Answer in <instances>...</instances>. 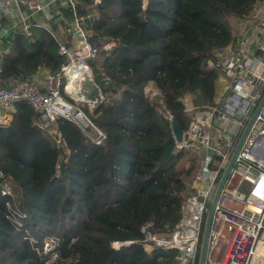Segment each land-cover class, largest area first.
Instances as JSON below:
<instances>
[{
    "label": "trees",
    "instance_id": "1",
    "mask_svg": "<svg viewBox=\"0 0 264 264\" xmlns=\"http://www.w3.org/2000/svg\"><path fill=\"white\" fill-rule=\"evenodd\" d=\"M260 1L149 0L144 8L143 0H78L77 14L91 15L89 38L113 44L91 63L109 101L93 113L83 108L106 137L96 144L65 119L52 133L40 129L29 102L14 103L0 126V180L15 190L3 195L0 183V264H43L36 248L45 235L58 236L55 264H176L175 251L148 253L138 242L115 250L111 242L140 240L148 222L167 231L179 221L196 155L176 151L165 114L185 131L184 96L215 104L218 73L206 61L233 42L238 19ZM31 30L6 39L1 81L39 69L56 75L67 61L48 31ZM150 82L160 98L145 92Z\"/></svg>",
    "mask_w": 264,
    "mask_h": 264
},
{
    "label": "built area",
    "instance_id": "2",
    "mask_svg": "<svg viewBox=\"0 0 264 264\" xmlns=\"http://www.w3.org/2000/svg\"><path fill=\"white\" fill-rule=\"evenodd\" d=\"M57 1L0 0V12L12 18L15 32L31 37L32 26H38L35 22L38 15L47 14ZM66 1L74 16L68 29L74 33L73 46L47 31L56 39L57 51L67 61L56 75L48 73L41 87L30 79L0 85V126L9 123L6 114L12 113L15 102L27 101L37 113L40 129L50 131L58 119H65L101 144L106 135L93 123L78 97L83 98L82 80L92 75L86 60L96 59L101 50L106 51L113 44L88 38L82 19L76 15L75 1ZM79 63L85 66V73L75 75L73 71ZM206 68L218 73L215 104L195 105L184 96V113L189 124L181 142L173 135L177 152L192 150L197 154L195 171L185 183L179 221L167 231L156 230L151 222L145 223L140 229V240L112 241L113 249L138 242L148 253L175 251L176 264H198L213 195L264 94V0L238 19L233 42L216 50L213 58L206 61ZM72 80L77 82L76 89L70 86ZM102 80L107 82L108 77L103 76ZM86 105L89 113L98 107L89 102ZM165 118L171 121L172 116L166 113ZM55 168L58 172L59 164ZM2 186L1 193L10 195L9 187ZM58 244V237H43L41 246L36 248L43 264L56 262ZM203 264H264V101L245 133L215 202Z\"/></svg>",
    "mask_w": 264,
    "mask_h": 264
},
{
    "label": "crops",
    "instance_id": "3",
    "mask_svg": "<svg viewBox=\"0 0 264 264\" xmlns=\"http://www.w3.org/2000/svg\"><path fill=\"white\" fill-rule=\"evenodd\" d=\"M75 1V8H76V15L82 19V27L87 32L88 38L91 35V31L88 29L86 25V20L91 16L89 14H83L78 15L77 14V4L78 0ZM23 9V7H22ZM74 16L72 13V10L66 0H59L56 3L52 4V9L50 8L47 12V14H40L36 18V23L38 26H32V29L34 28H42L44 30H50L52 31L61 42L66 43L68 46H73V39H74V33H70L68 29L70 28V24L73 22ZM10 25L11 28V36L15 33V31L12 28L13 21L12 18H10L8 15L0 12V30L2 29V33H6V26ZM1 33V34H2ZM0 34V66L2 64L3 58L5 55L9 52V43L6 41L7 38H4L3 35ZM8 36V37H9ZM94 68V67H93ZM101 70V69H100ZM48 74V72L44 70H37L31 77L30 80L34 83H36L38 86H43V79ZM92 77V76H91ZM13 81V80H12ZM12 81H1L0 85L10 84ZM96 82V81H95ZM98 84V82H96ZM99 85V84H98ZM71 87L74 88L72 83L70 84ZM217 86V84H216ZM100 87V86H99ZM101 89V88H100ZM84 106H87L86 103H84ZM6 116L9 120L12 118V113H7Z\"/></svg>",
    "mask_w": 264,
    "mask_h": 264
},
{
    "label": "water",
    "instance_id": "4",
    "mask_svg": "<svg viewBox=\"0 0 264 264\" xmlns=\"http://www.w3.org/2000/svg\"><path fill=\"white\" fill-rule=\"evenodd\" d=\"M148 2H149V0H143V3L145 4V6L148 5ZM6 30H7L6 33H2L3 32L2 29L0 30V34L2 33L1 35H3L4 38H8V36L11 34L12 30H11L9 24L6 26ZM251 47H254V44H252ZM82 83L84 86L83 91H82L83 98L79 99V97H78V101L80 103L89 102V103L95 104L96 106H99L100 104H102L105 101V99L107 98V93H103L101 91L99 85L95 82L94 78L89 77V76H85L84 79L82 80ZM158 95H159V97L161 96V94H158ZM263 101H264V94H263L261 100L259 101L257 107L255 108L253 116H252L251 120L249 121L243 135L241 136V138L238 142V145H237V147H236V149H235V151H234V153H233V155H232V157L228 163V166L225 169V171H224V173H223V175H222V177H221V179L217 185L215 193L213 195V198H212V201L210 203L208 213L206 216L205 224H204V230H203L200 252H199V258H198V264H203V261H204L210 221H211L214 205H215V202L217 200L218 194H219L221 187H222V185H223V183L227 177L228 171H229V169L233 163V160H234V158L238 152V149H239V147L243 141L245 133H246L248 127L250 126L251 122L253 121L254 116L257 114L259 108L261 107ZM171 129H172L173 135L176 137L177 142H181L183 131L180 129V127H179V125H178V123L174 117H172V119H171Z\"/></svg>",
    "mask_w": 264,
    "mask_h": 264
},
{
    "label": "rangeland",
    "instance_id": "5",
    "mask_svg": "<svg viewBox=\"0 0 264 264\" xmlns=\"http://www.w3.org/2000/svg\"><path fill=\"white\" fill-rule=\"evenodd\" d=\"M103 50H101L100 52H99V54H98V56L96 57V59H94V60H91V59H87L86 60V63L88 64V66L91 68V70H92V78H94V76H95V69L96 68H93V66L91 65V63H94L96 66H97V64H99V61L101 60V57H102V55H103ZM64 82H65V80L63 79V80H60V82H59V84H60V87H62L63 86V84H64ZM145 92H147L148 93V95L149 96H152V97H154V98H160L159 97V95L158 94H160V92L158 91V89L155 87V85L152 83V82H150L148 85H147V87L145 88ZM109 98H110V95H108L107 94V98H106V100L107 101H109ZM84 107H87V106H84ZM83 107V108H84ZM54 131V128L53 129H51L49 132H53ZM187 151H189L191 154H195L196 155V160H197V154H196V152L195 151H192V150H187ZM197 162V161H196ZM183 163L184 164H186V165H189V162L187 161V160H184L183 161ZM5 179H8V178H2L1 180H0V183H3V184H1V185H6V186H8L9 188L7 189L8 191H9V194L10 195H13L14 193H15V190H14V188L12 189V187H11V183H10V179H8V180H5ZM191 179V177L190 178H187V180H186V182H189V180ZM2 188H3V186H2ZM46 236V235H45ZM44 236V237H45ZM53 236H55V237H58V236H56V235H53ZM33 242V241H32ZM51 264H55V262H53V263H51Z\"/></svg>",
    "mask_w": 264,
    "mask_h": 264
},
{
    "label": "bare ground",
    "instance_id": "6",
    "mask_svg": "<svg viewBox=\"0 0 264 264\" xmlns=\"http://www.w3.org/2000/svg\"><path fill=\"white\" fill-rule=\"evenodd\" d=\"M73 73L75 75H77V73L78 74L85 73V66L82 63L77 64L76 67H75V70L73 71ZM71 83L74 86V88L76 89L77 88V84H76L77 82H76V80H72Z\"/></svg>",
    "mask_w": 264,
    "mask_h": 264
}]
</instances>
